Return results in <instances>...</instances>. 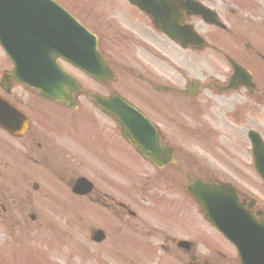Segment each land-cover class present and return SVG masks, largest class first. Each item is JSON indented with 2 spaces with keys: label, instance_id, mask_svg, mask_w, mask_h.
Returning a JSON list of instances; mask_svg holds the SVG:
<instances>
[{
  "label": "flooded vegetation",
  "instance_id": "1",
  "mask_svg": "<svg viewBox=\"0 0 264 264\" xmlns=\"http://www.w3.org/2000/svg\"><path fill=\"white\" fill-rule=\"evenodd\" d=\"M23 88V86L12 85L10 93L0 88V98L21 111L31 124L30 129L23 136L13 135L0 129V229L5 236L16 239L19 233H26L27 228L31 226L27 219H19L17 214L7 207L6 201L9 199L8 189L10 186L14 188L26 186L27 198L22 204L16 202L14 197L11 200L14 207L19 206L22 210L21 214L29 216V220L35 224L42 221L38 215L32 212L35 205L40 207L44 202L54 201L57 205L65 206L64 199L67 194L69 202H78L76 214L79 222H82V213L79 209L86 204L96 205L111 212L116 219L115 226L110 227L109 231L103 230L106 238L96 245L101 250L100 254L114 255L125 259L129 247V229H126L124 217L132 215V211L129 206L115 200L113 196L102 193V191H113L115 188L123 193L125 189L123 179L126 178L124 169L128 154L123 147L114 142L113 131L107 135L108 141L105 142H90L88 139H82L80 132L71 129L69 119L73 115L72 113L60 111V115L51 114L46 107V104L50 103L49 101L41 98L40 94L35 91L28 89L20 91ZM240 89L245 91V95L237 97L236 103L239 104L240 98L248 101L246 107L253 113L258 96L263 101L264 93L258 91L256 85L252 89L246 87ZM2 109L4 106L0 105V110ZM232 114L234 122L241 125L240 110ZM79 118L87 120L89 117L80 116ZM59 123L69 129L60 131L63 135L58 132L57 124ZM92 134L104 137L103 131ZM178 171H171L174 173L168 175L173 178L177 173H180L186 177L191 172L197 176L195 178H202L196 171H188L189 173L186 172L187 170ZM205 172L209 173L208 170L200 171L202 175ZM84 174L93 176L98 186L94 182L91 193L83 197L75 195L72 188L78 179L85 177ZM114 178L120 180L117 181L115 187ZM33 215L35 218H31ZM95 230L96 228L93 227L89 229L90 236ZM173 244L178 247L177 241L167 239L165 244H160L159 247L170 254L172 251L169 246ZM214 252L216 257L198 254L195 257L192 251L190 257L185 256L186 260L182 256L176 257V259L183 264H238L237 260L233 261L221 251L215 250ZM191 257H194L195 261L192 262Z\"/></svg>",
  "mask_w": 264,
  "mask_h": 264
},
{
  "label": "rangeland",
  "instance_id": "2",
  "mask_svg": "<svg viewBox=\"0 0 264 264\" xmlns=\"http://www.w3.org/2000/svg\"><path fill=\"white\" fill-rule=\"evenodd\" d=\"M236 1H238V4L241 2V0H236ZM247 2L250 5H256V8L254 6L249 8L251 11L252 10L256 11V14L255 13L254 14L257 17L258 21L263 22L264 0H251ZM89 4L90 3H87V5ZM106 4L109 6L108 3ZM241 4H246V2H243ZM70 7L73 8L83 19L91 23L92 26L96 27L97 30L102 31L103 33H108L111 31V23L109 21H112L115 18H112L111 16L104 17L101 14L102 16L101 18H94L89 20L84 18L85 16L83 17L80 14L78 8H76L73 5H70ZM96 9L100 10L99 7H96ZM110 14L118 15L117 12H115V10L110 12ZM142 37L146 41L153 39L150 38L147 34L142 35ZM118 48L119 45L116 46V49ZM161 49L165 54L169 56L173 55L172 50H170L169 48L161 46ZM135 56L136 58L144 62H149L150 60H152L151 58L147 57L141 52H137ZM0 60L3 62L6 61L4 56H2L1 54H0ZM155 64L159 65L157 62H155ZM257 75L259 79L264 78V68L263 69L259 68L257 71ZM261 113L264 114V110L261 111ZM247 125L250 124L247 122ZM257 125L259 129H264V115L257 117ZM231 131L233 132V130ZM238 131L244 133L245 129L243 128L242 130L240 129ZM177 132L178 131H176L175 133ZM227 133L228 132H226L225 134L226 139L229 138ZM175 140L176 141L174 142H181V144H184L185 138L177 135ZM188 146H190V143L187 144V147ZM140 173L142 174V170L140 171ZM134 182L135 181H132V183ZM250 182L252 183L253 179ZM141 185L142 183H139V186ZM36 209H39V207ZM74 213L75 212L73 210V207L70 209H66L64 211H55L54 213L51 212L50 210L42 211L41 209H39L38 214H40L43 222L40 221L38 224H33L32 225L33 234L31 240L22 242L21 244L18 245L21 248H23L22 246H25L26 248H28V252H32L36 256L35 255L33 256L28 252H23L24 249H16V251L14 250L12 254L5 253L7 251L10 252L8 249H11V246L7 243L9 242V240H6L7 238L2 236L0 233V264H48V263L49 264H97L93 260V258H91V254L89 255L86 254V250H85L86 247L81 243V239L83 240L86 239L87 230L91 223L90 222L91 219L90 218H87V220L84 219V222L82 224V226L84 227V232L81 231L76 232L74 231L75 229V223L73 220ZM62 220H70V221L62 222ZM43 223H49V226L42 227L44 229L39 230V227H41L39 225ZM173 229L176 230V227H173ZM23 240H26V238H23ZM92 256H96V255L93 254ZM85 259H88V261L87 262L84 261Z\"/></svg>",
  "mask_w": 264,
  "mask_h": 264
},
{
  "label": "water",
  "instance_id": "3",
  "mask_svg": "<svg viewBox=\"0 0 264 264\" xmlns=\"http://www.w3.org/2000/svg\"><path fill=\"white\" fill-rule=\"evenodd\" d=\"M4 1V3H3ZM3 3L2 7L0 8V39L3 40V39H6L9 35V31H8V26L10 24V22H13V21H20V22H24V18L19 15V13L16 11V4L17 3H23V7H20L18 10L20 12H25V11H29L31 8H30V5L32 4H37V3H40V4H43L45 6H55L54 4H52L50 1L48 0H0V3ZM46 9V8H45ZM54 9H51V11H53ZM5 43H8L6 40H5ZM9 47V46H7ZM201 184V183H199ZM200 188L201 190L203 189V191L208 195V193L210 195H213L214 197L213 198H219L220 197V194L224 192V187L222 186H216V185H200ZM212 197H210V200L209 201H203L202 199H199L200 202L202 204H205L206 205V202H209L212 204V206L214 208H217V209H221V206L223 205V201L221 199H216V200H213ZM236 229L238 230H242V233H241V239L244 238V231H243V226L242 225H235ZM253 234H246V237L247 236H251Z\"/></svg>",
  "mask_w": 264,
  "mask_h": 264
}]
</instances>
